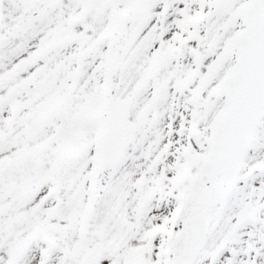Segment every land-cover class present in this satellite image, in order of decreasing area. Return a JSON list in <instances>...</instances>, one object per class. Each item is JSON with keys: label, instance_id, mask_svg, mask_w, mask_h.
I'll use <instances>...</instances> for the list:
<instances>
[{"label": "snow or ice", "instance_id": "obj_1", "mask_svg": "<svg viewBox=\"0 0 264 264\" xmlns=\"http://www.w3.org/2000/svg\"><path fill=\"white\" fill-rule=\"evenodd\" d=\"M0 264H264V0H0Z\"/></svg>", "mask_w": 264, "mask_h": 264}]
</instances>
